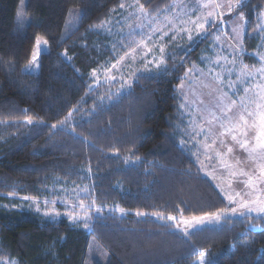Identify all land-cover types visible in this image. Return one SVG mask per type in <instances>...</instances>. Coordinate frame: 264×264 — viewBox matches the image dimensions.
Wrapping results in <instances>:
<instances>
[{
	"label": "trees",
	"instance_id": "obj_1",
	"mask_svg": "<svg viewBox=\"0 0 264 264\" xmlns=\"http://www.w3.org/2000/svg\"><path fill=\"white\" fill-rule=\"evenodd\" d=\"M126 1L26 0L30 20L22 24L20 0H0V264H85L92 238L108 252L106 264H198L202 255L204 264H264V215L229 217L188 235L159 218L226 208L186 144L177 91L209 32L186 51L169 47L163 66L138 73L124 92L93 87L91 72L115 52L98 27ZM173 1L137 0L153 14ZM240 1L244 46L256 51L258 34L250 32L264 0ZM72 7L81 8L77 26L67 22ZM38 36L48 50L39 72L26 73ZM68 188L122 213L91 211L76 224L18 206L20 197L56 199Z\"/></svg>",
	"mask_w": 264,
	"mask_h": 264
},
{
	"label": "rangeland",
	"instance_id": "obj_2",
	"mask_svg": "<svg viewBox=\"0 0 264 264\" xmlns=\"http://www.w3.org/2000/svg\"><path fill=\"white\" fill-rule=\"evenodd\" d=\"M25 1L20 0L16 11V20L18 14H22V24H28L30 20L25 13ZM240 4V0H174L170 7L153 14L144 8L142 12L137 0L123 2V7L120 5L114 9L109 19L98 27L107 36L109 46L115 52L109 61L90 75L95 80L93 87L101 83L109 87L111 93L124 92L130 88L138 73L160 69L169 47H181L186 51L189 43L209 32L207 49L202 51L199 63H191L186 69L177 91L182 114L186 115V144L192 147L191 153L202 174L213 180L227 201L229 197L234 198V202L229 201L225 209L229 217L242 216L240 213L264 215V212L259 211L264 208V195L263 192H257L261 184L264 187V163L261 161L264 151L259 148L251 153L248 151L255 146L259 133L254 136L248 132L247 137L238 133V140L249 141L246 148H241L233 139L219 141L222 137L217 131L220 132L221 127H217L214 114L264 112V108H257L258 104L264 105V9L259 12L255 28L250 32V35L258 34L257 50L248 52L244 46L246 19L237 11ZM80 16L81 8L72 7L67 14V22L77 26ZM37 39L46 41L42 36L36 37L30 59L22 67L23 71L29 67L32 55L38 52ZM44 47L46 52L48 43ZM126 53L129 55L126 56ZM244 55L254 56L257 63L247 65ZM40 56L37 60L39 66L32 65L33 71L30 73L39 72ZM121 57L125 58L121 60ZM118 60L121 62L117 68L107 71ZM114 83L115 87L112 86ZM242 104L244 107H241ZM229 108L232 109L230 112ZM205 113L211 116L207 118ZM205 121L207 124H204ZM228 148H232V151L229 152ZM251 158H257L260 162L245 167L243 164L246 159ZM221 164L226 166L224 170L219 168ZM254 186L257 189H252ZM80 195L82 192L78 189L68 188L61 190L56 199L20 197L18 206L50 220L67 218L76 224L85 223L91 211L99 213L106 209L122 213L117 206L107 208L89 205L81 200ZM232 208L236 209L235 215L230 211ZM172 217L175 220L167 217L164 220L181 233H184L181 229L187 227L182 221L192 218ZM208 224L215 223L206 221L205 225ZM192 230L188 228V232ZM94 260L106 264L108 252L92 238L85 264H93Z\"/></svg>",
	"mask_w": 264,
	"mask_h": 264
},
{
	"label": "snow or ice",
	"instance_id": "obj_3",
	"mask_svg": "<svg viewBox=\"0 0 264 264\" xmlns=\"http://www.w3.org/2000/svg\"><path fill=\"white\" fill-rule=\"evenodd\" d=\"M121 7H123V5H121ZM140 8H141V11L143 12V5H140ZM209 15H211V14H209ZM17 21H18V23H23L22 14H18ZM199 27L202 28L203 25H199ZM189 38L191 39V37H189ZM46 44H47V41L41 42V40L37 39L36 45H37L38 52L37 53H34L32 55V59H31V62H30L29 67H26L24 69V71L26 73H30L31 71H33L32 65H36L37 67L39 66L37 64L38 55L44 53V51H45V47L44 46H46ZM133 51H135V50H133ZM161 51H163V49H161ZM127 55H129V54L126 53V56ZM124 58L125 57H121V60H123ZM121 60H118L117 61V64H113L111 66V68L108 69L107 71L110 72L112 69L117 68V65L121 62ZM113 79H115V77H113ZM233 103H235V102H233ZM241 107H244V105L242 104ZM257 108L258 109L259 108H264V105L258 104L257 105ZM231 110H232L231 108L228 109L229 112ZM245 111L247 112V109H245ZM258 115H259V118H260V124H259L260 131H259V134L256 136V144H255V146L248 149V151L250 153L251 152H254L257 148H259L262 151H264V112H260V113H258ZM247 116L248 117H252L253 116V113L252 112H247ZM239 121L243 122V124L246 127L244 129H241L239 127V123H237L234 127L239 131V134L241 136H243V137H247L248 136L247 129H254V128H256L255 122L249 124L248 120L245 119L244 114H240L239 115ZM228 131L229 132H232L233 129L232 128H229ZM232 139L234 141H236L241 148H246V146L249 144V141L247 139H244L243 141L238 140L237 139V135H233L232 136ZM228 151L231 152L232 151V148H228ZM262 172H264V168H262ZM228 199H229L230 202H234V198L233 197H229ZM241 207H245V205H241ZM230 211H231V213L233 215L236 214V209L235 208L230 209ZM259 211L260 212H264V208L259 209ZM240 214L241 215H244V213H240ZM137 215H143V214L138 212ZM159 218L160 219H165V217H163V216H160ZM167 219H169V220H175V217L169 216V217H167ZM228 219H229L228 212L225 209H220V210H218L215 213H206L204 216H199V217L193 216L191 218V220H183L182 223L184 225H186L187 227L184 228V229H181V230L184 232L185 235H188V228L198 229V228H201L202 226H204L206 221L207 222H211V223L219 224V223H221V221H226ZM177 227H179V224H177ZM199 264H204L203 255L201 256V259H200Z\"/></svg>",
	"mask_w": 264,
	"mask_h": 264
},
{
	"label": "crops",
	"instance_id": "obj_4",
	"mask_svg": "<svg viewBox=\"0 0 264 264\" xmlns=\"http://www.w3.org/2000/svg\"><path fill=\"white\" fill-rule=\"evenodd\" d=\"M215 114V117H216V125L217 127H221L220 129V132L217 131V133L222 137L221 140L219 141H223V140H227V139H232V136L233 135H237V136H240L238 133L239 131L234 127L237 123H239V127L241 129H244L246 126L243 124V122L239 121V119L237 120V118H239V115L240 114H244L245 116V119L248 120L249 124L255 122L256 124V128L254 129H247L248 132H250L249 135H254L256 136L257 133H259L260 131V127H259V124H260V118H259V115L258 113H253V116L252 117H248L247 116V113H214ZM205 117L209 118L211 115L209 113H205L204 114ZM213 117V116H212ZM214 118V117H213ZM204 124H207V121H205ZM208 126L205 127V129H207ZM229 128H232L233 131L232 132H229L228 129ZM201 136V135H200ZM201 138V137H200ZM236 142V141H235ZM234 142V143H235ZM261 161H263L264 163V152H263V155H262V159ZM258 162H260L257 158H251L250 160L249 159H246L245 161V164H243L245 167H248V166H255ZM244 167V168H245ZM219 168H222L224 170V168H226V166H224L223 164H221L219 166ZM250 170V169H249ZM204 176L211 181V183L214 185V187L216 188V190L218 191L219 195L221 196L222 199H224L225 203H226V208H228V204H229V201L226 200V197L225 195L223 194V192L221 191V189L219 187H217V185L213 182V180L207 176L206 174H204ZM252 175L249 176V178L251 177ZM236 178V177H235ZM247 181H252V180H247ZM216 182V181H215ZM230 182H233V180H231ZM245 186V185H244ZM256 188L255 186L252 187V189ZM251 189V187H250ZM257 189V188H256ZM256 191V190H255ZM263 192V195H264V187H263V184H261V188L259 186L258 188V191L257 192ZM260 195V194H259ZM261 197V196H260ZM252 198V197H251ZM262 198V197H261ZM254 202V201H253ZM251 202H249L250 204ZM225 208V209H226Z\"/></svg>",
	"mask_w": 264,
	"mask_h": 264
}]
</instances>
